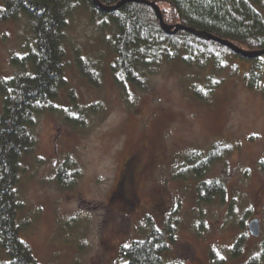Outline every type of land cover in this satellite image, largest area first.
<instances>
[{
	"label": "rangeland",
	"instance_id": "rangeland-1",
	"mask_svg": "<svg viewBox=\"0 0 264 264\" xmlns=\"http://www.w3.org/2000/svg\"><path fill=\"white\" fill-rule=\"evenodd\" d=\"M29 24L25 17L0 22V82L20 73L11 60L24 56ZM106 25L86 6L71 5L66 86L55 110L38 117L35 150L22 161L20 216L29 222L23 239L40 264H122L124 246L171 217L172 258L213 264L214 251L224 264H247L264 240V57L254 64L233 58L224 69L179 59L150 70L145 89L121 86L111 72L113 27ZM72 95L87 109L80 126L63 117ZM2 107L0 94V115ZM216 143L233 150L203 179L181 171L187 154ZM64 165L78 175L68 189L57 180ZM212 180L225 184L224 197L199 202L198 186ZM253 220L259 237L249 232Z\"/></svg>",
	"mask_w": 264,
	"mask_h": 264
},
{
	"label": "trees",
	"instance_id": "trees-1",
	"mask_svg": "<svg viewBox=\"0 0 264 264\" xmlns=\"http://www.w3.org/2000/svg\"><path fill=\"white\" fill-rule=\"evenodd\" d=\"M98 1L106 7H114L122 0ZM148 1L160 7L169 26H188L230 41L245 51L264 50V0ZM72 4L86 6L93 16L113 27L111 72L121 86L130 84L145 89L150 70L179 59L190 65L204 60V66L211 63L224 69L229 68L228 61L233 58L247 64H254L260 58H244L221 44L185 31L167 35L155 10L142 4L129 3L104 12L93 0H4L0 22L27 18L31 41L23 57L11 60L20 73L0 82L3 105L0 115V251L5 258L0 264H40L23 239L29 222L21 220L18 183L22 161L35 150L33 129L37 119L55 110L54 103L66 86L65 44ZM83 74L94 85L98 84L89 69H84ZM211 84L213 88L217 86L214 82ZM196 95L204 99L200 90ZM69 100V108L62 110L64 120L72 126L83 125L87 109L81 107L73 95ZM96 111L95 106L91 108V112ZM232 150L230 144L216 143L207 151H192L185 157L181 171H188L201 180ZM259 168L264 173V159L259 162ZM76 173L71 165L62 166L58 171V184L71 188L78 178ZM225 192V184L220 180L202 181L198 186V200L209 203L224 197ZM175 234L176 223L171 217L163 229L151 227L142 240L121 249L122 264H184L171 256L177 243ZM243 246L244 239L240 238L231 256L238 258ZM259 250L247 264H264V240ZM210 257L213 264L225 263V258L214 251Z\"/></svg>",
	"mask_w": 264,
	"mask_h": 264
},
{
	"label": "water",
	"instance_id": "water-1",
	"mask_svg": "<svg viewBox=\"0 0 264 264\" xmlns=\"http://www.w3.org/2000/svg\"><path fill=\"white\" fill-rule=\"evenodd\" d=\"M95 5L104 12H110V11H114L117 9H120L122 6H124L125 4H129V3H136V4H142L145 6H149L151 8H153L155 10L156 16L160 22V25L163 29V31L167 34V35H173V34H178L180 31H185L188 32L190 34H193L194 36L197 37H203L206 39H209L211 41H214L218 44H221L222 46L229 48L230 50H233L235 53H237L238 55L244 57V58H248V59H254L257 57H262L264 56V50L262 51H255V52H250V51H245L237 46H235L232 42L227 41V40H222L220 38L214 37L208 33L205 32H201L198 31L196 29L190 28L188 26H183V25H178V26H169L165 23L162 12L160 10V7L158 5H156L155 3H152L148 0H122L118 5L114 6V7H106L104 5H102L98 0H93ZM249 232L252 236L254 237H259L260 236V222L258 220H253L250 224H249Z\"/></svg>",
	"mask_w": 264,
	"mask_h": 264
}]
</instances>
